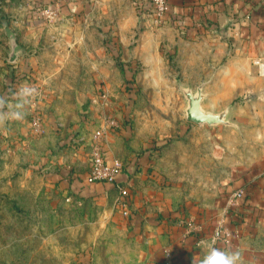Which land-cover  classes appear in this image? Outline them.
<instances>
[{
	"label": "rangeland",
	"instance_id": "rangeland-1",
	"mask_svg": "<svg viewBox=\"0 0 264 264\" xmlns=\"http://www.w3.org/2000/svg\"><path fill=\"white\" fill-rule=\"evenodd\" d=\"M37 7L44 6L0 0V95L23 84L39 93L23 121L0 126V264H143L146 241L139 229H128L119 193L79 191V178L73 179L82 166L76 161L86 157L101 127L86 126L82 109L105 91L106 84L97 80L103 71H115V65L123 71L118 37L98 22L60 17V7L54 18H33ZM207 55L168 53L162 68L148 72L137 64L135 88L110 85L126 99L103 98L128 108L123 121L128 119L129 134L116 148L120 160L142 173L139 187L150 183V191L160 189L168 206L194 217L190 224L202 229L200 238L213 236L233 191L264 182L262 101L245 95L222 99L219 85L203 107H230L228 119L237 128L187 120L179 84L195 92L204 79H214L217 66ZM260 252L245 248L243 264H264Z\"/></svg>",
	"mask_w": 264,
	"mask_h": 264
},
{
	"label": "crops",
	"instance_id": "crops-1",
	"mask_svg": "<svg viewBox=\"0 0 264 264\" xmlns=\"http://www.w3.org/2000/svg\"><path fill=\"white\" fill-rule=\"evenodd\" d=\"M105 1L109 2L110 10L105 9ZM33 4L60 7V17L70 18L76 23L86 21L87 25L90 22H98L99 25L103 24L102 27L107 32L111 31L110 35L118 37L115 38L116 48L122 54L120 62L123 71L117 65L114 66L115 71H103L97 80H100L99 84H106L105 91L103 94L93 95L91 103L82 109L86 126L95 128L101 124L102 127L107 125L109 119L117 121L119 129H107L105 150L106 159L110 164L115 159H121V154L116 150L117 143L129 134L126 123L128 119L123 121L127 107L124 103H117L115 107L108 105L109 103L103 102V98L107 101L114 96L121 100V94L116 95L118 91H114L110 85L117 84L121 88L126 84V87H131L128 80H133V77L136 80L138 73H132V70L137 64L148 72L150 69L162 68L165 65V54L168 53H208L212 67H217L213 72L214 79H204L205 100L211 98L209 94L215 92L220 85V93L224 91V95L220 96L222 99L245 95V98L262 101L264 105V76L258 73V63L264 61L262 0H169V10L164 22L159 26L135 9L133 0H26V5ZM30 16L36 18L35 14ZM131 34H134V37H131ZM111 62L109 60V65ZM129 93L130 89L126 95ZM90 155L89 147L86 157L76 161V164L82 165L80 169H77L76 165H70L71 168L77 169L73 179L79 178L75 182L78 190L89 193H105L112 190L118 193L113 185L87 182ZM141 174H135L131 167L123 163L119 182L131 194L128 229L133 232L139 229L138 236L141 235L140 238L146 241L147 254L143 264H162L166 249L173 252L174 264H200L208 248L197 243L201 241L198 232L190 234L189 228H186V224L194 220V217L186 218L181 211L168 206L170 203L164 199L162 192H158L160 189L154 190L155 194L150 191V183L139 187ZM137 188L140 191L136 193ZM241 188L245 189L242 206L234 210L229 219L230 228L234 232L231 247L228 246L227 249L222 243L214 246L221 250L239 251L240 254L245 248L253 252L262 250L260 253H264V182H261L260 187L255 181ZM200 230L202 234V229ZM211 237L204 236L202 241L211 243Z\"/></svg>",
	"mask_w": 264,
	"mask_h": 264
},
{
	"label": "built area",
	"instance_id": "built-area-1",
	"mask_svg": "<svg viewBox=\"0 0 264 264\" xmlns=\"http://www.w3.org/2000/svg\"><path fill=\"white\" fill-rule=\"evenodd\" d=\"M264 2V0H262ZM136 9L151 19L156 25H161L164 22L166 13L169 10V0H133ZM58 13L57 7H37L35 16L54 18ZM258 73L264 76V61L258 63ZM107 125H103L94 132L93 137L90 140L89 147L91 148L90 155V169L87 176V182L89 184L105 183L113 185L119 193L118 201L120 202V208L123 211L125 217L129 218L131 212L129 210L130 191L119 182V176L123 168V162L120 159H115L110 164L106 159V137L107 129L116 128L119 129V125L115 119H109ZM34 125L37 130H41V123L39 120L34 121ZM108 130V131H109ZM245 197V189L238 188L232 192L227 202L226 207L223 210L222 216L218 220L211 242L216 234L217 230L220 231L221 236L216 240L215 245L222 243V245L230 246L234 238V232L230 228L229 219L232 212L236 209H240ZM190 234L201 233V230L192 224L188 223ZM199 229V230H198ZM203 239L201 238V241ZM198 241L197 243H200ZM162 264H174L173 252L169 249L164 251V261Z\"/></svg>",
	"mask_w": 264,
	"mask_h": 264
},
{
	"label": "clouds",
	"instance_id": "clouds-1",
	"mask_svg": "<svg viewBox=\"0 0 264 264\" xmlns=\"http://www.w3.org/2000/svg\"><path fill=\"white\" fill-rule=\"evenodd\" d=\"M38 90L33 85L23 84L10 95H0V126L8 121H23L27 115V108L38 96ZM221 236L219 230L214 235L212 242L201 241V245L208 248L207 254L200 264H243L239 251L221 250L215 247V242Z\"/></svg>",
	"mask_w": 264,
	"mask_h": 264
},
{
	"label": "water",
	"instance_id": "water-1",
	"mask_svg": "<svg viewBox=\"0 0 264 264\" xmlns=\"http://www.w3.org/2000/svg\"><path fill=\"white\" fill-rule=\"evenodd\" d=\"M179 85L180 90L187 101L186 116L188 121L202 127H216L223 125L226 127L237 128V125L231 123L228 119L230 107H226L222 111L206 110L203 107V102L206 98V94L203 91L205 86L204 83L200 85L195 92L192 89L184 88L182 84Z\"/></svg>",
	"mask_w": 264,
	"mask_h": 264
},
{
	"label": "trees",
	"instance_id": "trees-1",
	"mask_svg": "<svg viewBox=\"0 0 264 264\" xmlns=\"http://www.w3.org/2000/svg\"><path fill=\"white\" fill-rule=\"evenodd\" d=\"M128 82H129V84H130V86H131L132 88H135L134 80H131V81H128Z\"/></svg>",
	"mask_w": 264,
	"mask_h": 264
}]
</instances>
